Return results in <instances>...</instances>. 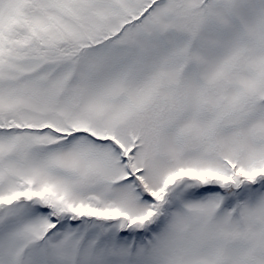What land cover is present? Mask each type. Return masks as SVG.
Returning <instances> with one entry per match:
<instances>
[{
  "label": "snow or ice",
  "instance_id": "obj_1",
  "mask_svg": "<svg viewBox=\"0 0 264 264\" xmlns=\"http://www.w3.org/2000/svg\"><path fill=\"white\" fill-rule=\"evenodd\" d=\"M0 264H264V0H0Z\"/></svg>",
  "mask_w": 264,
  "mask_h": 264
}]
</instances>
